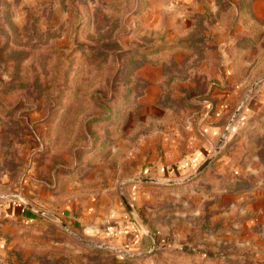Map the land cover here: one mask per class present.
<instances>
[{"label":"rangeland","instance_id":"obj_1","mask_svg":"<svg viewBox=\"0 0 264 264\" xmlns=\"http://www.w3.org/2000/svg\"><path fill=\"white\" fill-rule=\"evenodd\" d=\"M258 191L264 0H0V264H264Z\"/></svg>","mask_w":264,"mask_h":264},{"label":"crops","instance_id":"obj_2","mask_svg":"<svg viewBox=\"0 0 264 264\" xmlns=\"http://www.w3.org/2000/svg\"><path fill=\"white\" fill-rule=\"evenodd\" d=\"M257 108H258V104L253 103V104H251L249 111L250 112L254 111ZM245 115H247V113ZM258 195H259V197L256 200H254V202L252 204V210H253L254 214H257V215H256V217H253V219L251 221H249L248 224L253 225L252 227L257 226V227H261L262 229H264V191H258ZM249 208H250V206H249ZM104 229H107L108 231L111 232L112 227L106 226L105 222H103V223L98 222V226H97L95 231H101V234L104 235L105 234ZM89 231L94 232V229L92 228ZM257 244L259 246H264V240L261 241V240L257 239Z\"/></svg>","mask_w":264,"mask_h":264},{"label":"trees","instance_id":"obj_3","mask_svg":"<svg viewBox=\"0 0 264 264\" xmlns=\"http://www.w3.org/2000/svg\"><path fill=\"white\" fill-rule=\"evenodd\" d=\"M194 156V155H193ZM192 155H185V156H183V158H182V160L181 161H179L178 163H176V164H174V165H172V166H163V165H159V166H157V168H156V170H157V173L158 174H164V175H166V174H174L175 172H184L185 170H188V164H190L189 166H194V164H193V162H192V160H191V162H189L190 161V159H191V157H193ZM202 160V159H201ZM200 159H196V161H201ZM187 167L186 169H183L182 171H179V170H181L180 168H184V167ZM154 169V168H153ZM153 169L151 170V172L150 173H152L153 172ZM25 214V216L27 217V218H30V217H34V219H35V214L34 213H32V212H25L24 213ZM31 219V218H30ZM126 228H127V226H126ZM129 234H132L131 233V231L129 232ZM153 234H154V237H156V235L155 234H157L155 231H153ZM166 242L167 243H171V239L170 238H168V237H166Z\"/></svg>","mask_w":264,"mask_h":264},{"label":"water","instance_id":"obj_4","mask_svg":"<svg viewBox=\"0 0 264 264\" xmlns=\"http://www.w3.org/2000/svg\"><path fill=\"white\" fill-rule=\"evenodd\" d=\"M209 162V159H206L203 164L197 169V172H200Z\"/></svg>","mask_w":264,"mask_h":264}]
</instances>
